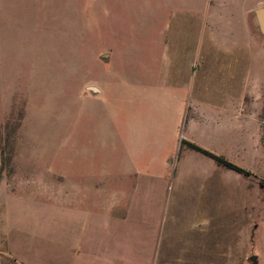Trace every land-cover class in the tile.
<instances>
[{
	"label": "rangeland",
	"instance_id": "rangeland-1",
	"mask_svg": "<svg viewBox=\"0 0 264 264\" xmlns=\"http://www.w3.org/2000/svg\"><path fill=\"white\" fill-rule=\"evenodd\" d=\"M197 32L184 0H0V264H264V161L233 144L261 125L185 105L161 175L183 99L264 74L255 26L249 53Z\"/></svg>",
	"mask_w": 264,
	"mask_h": 264
},
{
	"label": "crops",
	"instance_id": "crops-1",
	"mask_svg": "<svg viewBox=\"0 0 264 264\" xmlns=\"http://www.w3.org/2000/svg\"><path fill=\"white\" fill-rule=\"evenodd\" d=\"M184 2L191 13V18L196 21L198 42L200 37H204V42L208 47H213L215 52L244 50L249 53L258 50L256 46L248 42V32L249 28L255 26L259 34L264 35L261 29V22H264V13L260 15L256 13V10L264 8V0H184ZM201 32L204 34L201 35ZM219 61L220 58H217V63ZM219 64L220 62L217 65ZM244 65L245 78L240 80V82L235 80L236 77L233 76L232 72H229L226 77L218 79L219 81L215 82L214 87L206 90V98L200 97L194 104L187 102L185 99L179 103V110L171 136V148L165 155L164 170L161 174L166 180L173 174L174 164L172 167V156L178 147L179 126L184 120L185 105H190L193 115L199 116L198 103L204 100L208 101V115L231 116L233 119L230 120V123L238 126L239 130L247 131L250 129L254 132L262 125L263 120L260 119L263 108L264 74L259 70L250 72L251 70L249 71V69L253 65L249 64L248 60L245 61ZM221 67L219 66L218 68ZM97 83L100 84V87H96L94 90L97 91L99 98H101L104 94L103 85L107 84V82L99 80ZM192 123L194 125L198 123V120L192 119ZM248 136L246 132L245 141L233 143L234 146L240 148L245 157L250 156V162H256L258 158L261 162L264 161V147L261 145L253 147L255 139L251 137V142L248 143ZM215 154L223 156L222 153ZM227 160L231 161L230 159ZM180 162L177 161L178 164ZM231 162L243 167L234 161ZM179 172L181 171L178 167L175 170L176 176L179 175ZM65 176L67 175L65 174ZM169 178H172V176ZM53 190L56 191V189ZM64 192H67V189ZM143 250L147 251V247Z\"/></svg>",
	"mask_w": 264,
	"mask_h": 264
},
{
	"label": "trees",
	"instance_id": "trees-1",
	"mask_svg": "<svg viewBox=\"0 0 264 264\" xmlns=\"http://www.w3.org/2000/svg\"><path fill=\"white\" fill-rule=\"evenodd\" d=\"M264 120V118H263ZM182 143H184L187 147L195 150V151H198V152H201L202 154L212 158L217 165H221V166H224L226 168H229L231 170H234L235 172H238L240 174H243V175H249L250 174V171L247 170V169H244L243 167H240L236 164H234L233 162L227 160L225 157L221 156V155H218V154H215L193 142H189V141H186V140H183ZM263 147H264V143H263Z\"/></svg>",
	"mask_w": 264,
	"mask_h": 264
},
{
	"label": "water",
	"instance_id": "water-1",
	"mask_svg": "<svg viewBox=\"0 0 264 264\" xmlns=\"http://www.w3.org/2000/svg\"><path fill=\"white\" fill-rule=\"evenodd\" d=\"M256 13L258 15H260L261 13H264V8L256 10ZM261 29L264 32V22H261ZM107 56H108L107 54H103L102 55V58L103 59H106ZM90 88L94 90V87H90ZM261 126H262V129H263L262 137H264V121L262 122V125ZM251 260L253 261L252 264H256V258L254 256L251 257Z\"/></svg>",
	"mask_w": 264,
	"mask_h": 264
}]
</instances>
